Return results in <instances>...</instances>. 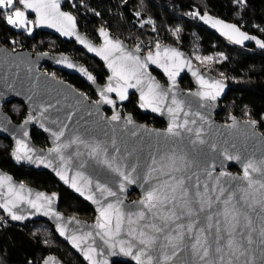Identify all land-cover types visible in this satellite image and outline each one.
<instances>
[{"label":"water","instance_id":"1","mask_svg":"<svg viewBox=\"0 0 264 264\" xmlns=\"http://www.w3.org/2000/svg\"><path fill=\"white\" fill-rule=\"evenodd\" d=\"M66 3L67 0H59V10L74 17V35H64L56 27L47 25L37 26L35 24V29L57 36L65 42L73 43L85 54L98 60L108 74L106 81L99 82L90 66L68 52L31 51L27 48L13 50L0 43V137L12 141L13 148L10 157L16 166L51 174L66 190L90 205L95 211V217L93 220H87L67 214L61 209L62 194L60 191L51 192L18 180L12 173L4 170L0 164V177L8 178L5 182L0 183V205L11 201L12 203H9L8 206L12 212L24 218L12 220L9 212L0 207L5 216L11 223L18 225L38 221L49 223L61 240L85 264H139L134 256L121 252V247L126 248L128 242L133 243L132 252L134 254H139V248L142 247L138 240L134 239V236L128 235L126 224L121 233L110 238L107 244L100 236L96 235L101 231L96 228L99 208L108 203H116L119 198L122 201L119 207L126 214L139 210L142 207L139 205V201L144 198L151 186L163 185L165 181L171 179L169 175L171 162L168 157L174 150L177 154H181L180 150L183 149V152L187 154V159L193 162L192 170L196 171L202 180L213 184L215 178H219L226 188L235 192L234 203L243 213L239 217V223L235 224V232L232 233L234 244L231 249L227 247V242L230 238L229 232L232 230V225L227 226V231L221 232L223 239L220 243L224 252L235 253L234 255H225V261H231V264H264V187H261V184H264V178H262L264 176V132L261 130V122L253 119L256 123L252 124L253 120L242 119L234 114L230 115L228 121L221 120L219 114L223 110L224 100L231 87L230 82L203 69L181 45L162 43L159 44V47L156 46L152 51L144 54L137 46L131 45L106 27L97 30L98 41H96L80 28L76 15L65 9ZM25 11L36 20L34 12ZM220 28L221 26L215 27L219 33L224 35ZM101 29L107 34V39L120 43L123 53H131L133 56L139 57V63L127 61L130 65L129 72L134 73L129 79V84L133 86L127 87V98L121 101L115 92L104 93L115 101L114 104L104 103L101 91L106 89L109 84L114 88L118 86V80L113 78V72L108 67V63L115 60L116 65H119L122 61L118 58L123 53L113 51L108 60H105L96 52L89 51L88 47L76 38L77 36L81 37L93 48H105L106 37L101 34ZM239 30L244 33L241 29ZM229 31V29H224V32ZM224 36L235 42V39H230L228 35ZM246 41L247 39L242 40L241 43ZM166 49H175L182 55L175 57L169 51L165 56ZM149 56L152 59H149ZM65 60L67 63H72L74 67L69 68L64 62ZM153 60L157 62L153 63ZM44 66L80 78L94 91L97 99H93L70 81L47 72ZM165 67L168 68V72L165 71ZM80 68L86 69L94 77V80H89L79 71ZM155 71L161 74L165 81H161ZM169 72L175 73L174 80L169 77ZM186 77L193 84V88L190 90L182 84V80ZM201 77L204 81L203 84L200 81ZM216 81L221 82L223 89L215 100L197 95V93L214 91L210 85ZM156 85H159L157 91L166 92L167 97L163 103L158 105L160 110L154 112L151 107H142L144 102L140 97L142 91L147 95L149 88H155ZM119 86L124 87V82L119 81ZM133 95L138 99L136 106L139 110L164 121L167 127L157 128L147 123L138 122L132 113H126L124 116L123 108H118V106L127 104ZM173 97L182 102L183 110L178 112L175 117L177 123L182 124L183 121L188 120L187 127L193 130L200 129L201 138L205 140V144H190V141L195 139V133H189L186 129H180V137H173L168 133L167 130L173 120V115L168 112V108H175V105L171 103ZM13 101L22 103L27 109V115L20 123L14 121L6 110V105ZM107 109L113 112L112 115H107ZM113 115H119L120 119L112 120ZM201 116L204 117L203 120L200 119ZM69 117L71 118L69 119ZM192 120H195L196 123H191ZM34 128L49 139L51 147L45 149L36 144L32 136ZM61 129L64 131V136L57 141L52 133ZM75 137H80L85 143L72 144L69 148L62 149L64 155L70 156L72 161L70 165H65L59 159V154L50 150L54 149L57 144L67 143ZM113 140L116 141V147L119 148L118 153L112 146ZM96 145L106 148L109 155L115 154L118 157H124L125 164L136 163L137 171L132 173L135 183L126 184L125 190L121 191L119 184L122 178L89 157L88 153ZM210 145H215V147L212 148ZM18 150L21 156H24L26 152L31 160L26 158L17 160ZM226 154L239 156L244 163L251 160L260 169L256 172L249 170V179L255 183L249 186L248 180L243 179V164L238 160L228 159ZM153 158L156 159V164L152 163ZM1 161L0 157V163ZM81 162H83L82 167H80ZM150 167L155 168L156 171L152 172L149 177L147 173ZM57 171H63L69 178V183H65L57 175ZM77 172L83 173L84 177L92 181L90 186H85L83 179L76 177L77 185L82 188L84 195L71 187V179L76 176ZM209 172L211 177L207 175ZM97 182L107 184L116 193V196H108L107 193L101 195L95 189ZM134 193H138L139 196L135 197ZM89 195H92L95 200H99L100 203H94L92 199H88ZM226 195L227 193H225ZM47 198H51L50 203ZM29 201L40 206V210L37 211L36 208H33ZM217 207L220 211L224 210L223 205ZM166 211L167 207L161 212V215ZM45 212L48 214L46 215ZM133 218L135 219V217ZM221 221H223V217H221ZM152 222L159 224L160 220L156 218ZM180 222L186 223L187 220L184 219ZM139 223L143 225L146 221ZM221 227L224 228L223 222ZM60 228L64 229L63 235L60 233ZM145 230L148 231V229ZM211 232L213 236L210 239L214 238L215 229L213 228ZM87 233L92 235L88 236ZM157 235L162 236L163 234ZM73 236L83 237L78 241L79 248L73 245L71 239ZM193 242L186 238L184 243L177 241L175 249L168 247L153 253V255L160 260V264H203V261L193 253L190 247ZM214 248V245L209 248L210 256L217 258V264H223L218 259L220 254L215 253ZM89 249H94V251L89 252ZM85 252H89V255L92 256L91 261L86 258ZM165 252L170 256L168 261L163 260L162 253ZM173 252H175L174 255ZM142 259H146V257H142ZM41 264L68 263L57 254L51 253L45 257ZM153 264H156L155 259Z\"/></svg>","mask_w":264,"mask_h":264},{"label":"trees","instance_id":"2","mask_svg":"<svg viewBox=\"0 0 264 264\" xmlns=\"http://www.w3.org/2000/svg\"><path fill=\"white\" fill-rule=\"evenodd\" d=\"M16 7L23 8L18 3ZM119 7L120 0H67L65 9L76 15L80 28L96 41L97 30L107 27L133 46L144 41L152 42L154 47L159 42H167L181 45L192 56L197 53L200 56L220 55L209 70L231 84L219 114L220 119L228 120L231 114L246 120L255 119L261 122L264 132V48L257 43L264 42V0H247L246 4H237L236 0H132L123 10ZM205 15L212 20L235 25L254 39H247L245 43L233 42L219 33L212 23L201 18ZM12 40L19 41L31 51L68 52L90 66L100 82H104L108 75L98 60L85 54L75 44L36 29L29 33L0 20V43L11 47ZM67 79L97 98L80 78L67 74ZM182 84L185 88L193 87L187 77ZM136 100L135 97L129 102L127 110L141 115L135 106ZM6 110L16 122L27 115L26 107L17 101L7 104ZM33 136L38 144L43 145L45 137L42 134L34 130ZM0 140L3 169L32 186L51 192L60 191L61 209L67 214L87 220L94 218V209L66 190L49 173L15 166L9 156L11 142L3 137ZM133 195L138 196V193ZM51 253L68 264H85L49 223L13 224L6 220L0 209V264H41Z\"/></svg>","mask_w":264,"mask_h":264},{"label":"snow or ice","instance_id":"3","mask_svg":"<svg viewBox=\"0 0 264 264\" xmlns=\"http://www.w3.org/2000/svg\"><path fill=\"white\" fill-rule=\"evenodd\" d=\"M17 3L22 5L23 9L30 10L36 14L37 18L35 24L37 26L47 25L49 27H56L57 30L61 31L64 35L75 34L74 17L59 10V0H0V20L15 28H25L30 25L32 21L27 19L26 11H22L20 8L15 7ZM236 3L246 4L247 0H236ZM201 18L205 19L206 22L212 23L213 27L221 26L220 30L223 34L228 35L230 39H235L236 43H241L242 40L245 39H254L253 37H249L245 33L240 32L239 28L235 25L224 24L219 20L213 21L212 18L207 15ZM224 29H229L230 31L224 32ZM27 30L31 32V27H27ZM101 34L106 37V47L102 49L93 48L79 36L76 38L80 43L85 44L89 51L96 52L97 55L102 56L105 60H108L109 55H111L113 51H120L123 53V49L118 41L114 42L111 39H107V34L103 29H101ZM257 43L260 47L264 48V42L257 41ZM157 47H159V45H157ZM169 51H171L175 57H180L182 55L175 49H166L165 56L168 55ZM118 59L122 61L119 65H116L115 60L109 61L108 63V67L112 69L113 78H117L118 80V86L114 88L109 84L106 89L101 91L102 100L107 104H114L115 101L105 95V92H115L121 101L127 98V87L133 86L129 84V79L131 75H134V73L129 72L130 65L127 61L139 63V57H135L131 53H123ZM149 59H152V57L149 56ZM204 59L210 61L212 60V57H205ZM64 62L67 63L66 60ZM156 62V60H153V63ZM67 66L69 68L74 67L72 63H67ZM79 71L86 75L89 80H94V77L89 74L86 69L80 68ZM165 71L168 72L167 67H165ZM193 75H196V73H193ZM169 77L174 80L175 73L169 72ZM119 81L124 82V87L119 86ZM200 81L202 84L204 83L202 77L200 78ZM210 88L214 89V91L197 93V95L215 100L220 94V91H222L223 85L221 82L216 81L214 84L210 85ZM158 89L159 85H156L155 88H149V93L147 95L143 91L141 92L140 99L144 102L142 107H151L154 112L160 110L158 105L164 102L167 93L162 90L157 91ZM171 103L172 105H175V108H168V112L173 115L172 123L167 130L168 133L173 137H180V129H186L189 133H195V139L191 140L190 144H205V140L201 138L200 129L193 130L192 128L187 127L189 124L188 120L183 121L182 124L177 123L175 117L178 112L183 110L181 107L182 102L173 97ZM70 118L71 117H69V119ZM111 119L119 120L120 116L113 115ZM200 119L203 120L204 117L201 116ZM129 123H131V121H129ZM191 123L195 124L196 121L192 120ZM251 123L255 124L256 121L253 120ZM45 130L47 131L48 129ZM52 135L57 141H59L60 138L64 136V131L61 129L60 131L53 132ZM77 143H85V141L80 137H75L67 143L57 144V146L50 151L58 153L59 159L63 161L65 165H70L72 163L71 157H66L62 149H67L72 144ZM112 146L115 149V152L118 153L119 148L116 147L115 140L112 141ZM22 147L26 148V146L23 145ZM210 147L214 148L215 145H210ZM180 152L181 154H177L174 150L168 157L171 162L169 172L171 179L165 181L163 185L158 184L151 186L146 192L144 198L139 201V205L142 206L139 210L135 212L130 211L126 214L119 207V205L122 204V201L119 200V198L116 203L102 205L99 208V219L96 224V228L101 231L97 232L96 235L100 236V238L107 244L110 238L118 236L121 233L122 228L126 224L128 235L134 236V239L138 240L139 245L142 247L139 248V254H134L132 252L134 245L132 242H128L126 248L123 246L121 247V252H124L125 255L134 256V259H136L139 264H153L154 259L156 260V264H160V260L156 258L153 253L160 252L162 249L168 247L175 249L177 247L176 242L184 243L186 238L194 241L190 244V247L193 253L199 256L200 260L203 261V264H217V258L210 256L209 254V248L213 247V245L215 246V253L220 254L218 257L219 261L223 262V264H231V261H225V255H234L235 253H225L220 241L223 239L221 232L227 231V226L232 225V230L229 232L230 238L227 242V247L229 249L233 247L234 240L232 239V233L235 232V224L239 223V217L243 215L241 209L237 208L234 203L235 192L226 188L219 178H215L213 184H209L207 180H202L201 176L196 171L192 170L193 162L187 159V154L183 152V149H181ZM88 155L95 159L98 164L103 165L108 170L116 173L122 178L119 184L121 191L125 190L126 184L135 183V178L132 173L137 171L136 163L129 162L128 164H125L124 157H118L115 154L109 155L107 149L102 148L100 145L94 146ZM226 155L228 159H235L243 164V179L248 180L249 186L255 183V181L249 179V170L251 169L253 172H256L260 171V169H258L251 160L244 163L239 156H232L231 154ZM25 158L31 160V157L27 156L26 152L24 156H21L18 150L16 159L21 160ZM152 163H157L155 158H153ZM82 166L83 162L80 164V167ZM154 171H156V169L150 167L147 176L150 177ZM57 175H59L65 183H69V178L63 171H57ZM207 175L211 177L210 172ZM76 177H81L85 186H90L92 181L87 177H84L81 172H77L76 176L72 177L71 187L75 188L81 195H84L82 188L77 185ZM262 178H264V176H262ZM7 179L8 178L6 177H0V183L5 182ZM261 187H264V184H261ZM95 189L99 191L101 195L107 193L108 196H116V193L112 191L107 184L97 182L95 184ZM225 193H227L226 196ZM87 198L92 199L94 203H100V201L95 200L92 195H89ZM47 199L50 203L51 198ZM9 203L12 202H6L5 204L0 205V207L5 208V210L9 212L12 220L23 219L24 217L12 212L11 208L8 206ZM29 203L33 208H36L37 211L40 210V206L35 202L29 201ZM218 205H223L224 210L220 211L217 207ZM165 207H167V211L161 215V212ZM45 214L47 215L48 213L45 212ZM133 217H135V219ZM221 217H223V221H221ZM156 218H159V224L152 222ZM184 219L187 220L186 223L180 222ZM140 221H146V223L141 225L139 223ZM222 222L224 225L223 229L221 227ZM213 228L215 229L214 238L210 239V237L213 236V233L211 232ZM145 229H148V231ZM60 233L61 235L64 234L63 228H60ZM173 233H175V235H173ZM157 234L163 235L161 236ZM86 235L91 236L92 234L87 233ZM71 239L73 245L79 248L80 244L78 241L82 240L83 237L73 236ZM121 243L123 244L124 242L122 241ZM112 246L114 247V245ZM91 251H94V249H89V252ZM89 252H85V256L91 261L92 256L89 255ZM174 254L175 252H173V255ZM162 255L164 261L170 259V256L166 252L162 253ZM142 257H146V259H142Z\"/></svg>","mask_w":264,"mask_h":264},{"label":"flooded vegetation","instance_id":"4","mask_svg":"<svg viewBox=\"0 0 264 264\" xmlns=\"http://www.w3.org/2000/svg\"><path fill=\"white\" fill-rule=\"evenodd\" d=\"M48 67V66H47ZM46 67V71L47 72H49V73H51V74H53V75H55V76H57V77H59V78H62V79H65V80H68L67 79V74L68 73H66V72H63V71H60V70H57V69H55V68H52V67H48L47 68ZM155 73L158 75V77L160 78V80L161 81H165V78L161 75V74H159L157 71H155ZM69 75V74H68ZM188 78V77H187ZM69 81V80H68ZM106 81V80H105ZM104 81V82H105ZM100 82V81H99ZM104 82H101V83H104ZM193 88V87H192ZM192 88H186V89H188V90H190V89H192ZM91 97H92V95H90ZM136 96L135 95H133L132 97H131V99L129 100V102L131 103V101H132V99L133 98H135ZM93 98V97H92ZM93 99H97V98H93ZM136 99H137V97H136ZM138 100V99H137ZM137 100L135 101V106H136V103H137ZM129 102L127 103V104H125V105H119L118 106V108H123V115L125 116L126 115V113H132V114H134V116H135V118H136V120L138 121V122H141V123H147L148 125H150V126H155V127H157V128H166L167 127V124L164 122V121H162V120H160V119H158V118H156V117H153V116H150V115H148V114H146V113H144V112H142L141 110H139L138 108H137V106H136V108L140 111V113H141V115H139V114H135L132 110H127V106H128V104H129ZM106 113H107V115H112V111L110 110V109H107L106 110ZM143 114V115H142ZM144 116H146V117H144ZM26 117V116H25ZM25 117H24V119H25ZM23 119V120H24ZM22 120V121H23ZM22 121H20V122H22ZM19 122V123H20ZM34 130H36L38 133H40V134H42L44 137H45V139H43V145H40V144H38L36 141H35V139H34V136H33V134H32V136H33V139H34V141L36 142V144L38 145V146H40V147H43V148H48V147H51V144H50V142H49V139L43 134V133H41L40 131H38L36 128H34L33 129V132H34ZM6 139V138H5ZM1 141V140H0ZM10 142H11V152H12V148H13V143H12V141L11 140H9ZM2 143L4 144L5 142H3L2 141ZM10 152V153H11ZM10 153H9V156H10ZM10 160H11V162H12V159H11V157H10ZM13 163V162H12ZM1 164V163H0ZM14 164V163H13ZM15 165V164H14ZM16 166V165H15ZM18 167V166H17ZM5 170V169H4ZM7 171V170H6ZM9 172V171H8ZM51 175V174H50ZM52 176V175H51ZM54 177V176H53ZM55 178V177H54ZM56 179V178H55ZM58 181V180H57ZM59 182V181H58ZM60 184V183H59ZM61 185V184H60ZM138 196H139V194H138ZM138 196H135V197H138ZM95 217V216H94ZM94 219V218H93ZM92 219V220H93Z\"/></svg>","mask_w":264,"mask_h":264},{"label":"rangeland","instance_id":"5","mask_svg":"<svg viewBox=\"0 0 264 264\" xmlns=\"http://www.w3.org/2000/svg\"><path fill=\"white\" fill-rule=\"evenodd\" d=\"M15 7H16V5H15ZM18 8H20V7H18ZM22 11H25V9H23V8H20ZM26 15H27V19L28 20H30V21H32V23L30 24V25H28L27 27H31V32H29L28 30H27V27H25V28H18V29H24V30H26L27 32H29V33H32L33 31H34V29H35V18H33L32 16H30V15H28L27 14V12H26ZM107 28V27H106ZM12 41H15L16 43H18V44H20L19 43V41H17V40H12ZM162 43H167V42H159L157 45H159V44H162ZM170 44V43H169ZM174 45H177V44H174ZM156 47V46H155ZM193 58H194V60H195V62L198 64V65H200L201 67H203V69H205V70H207V71H209L210 70V68H211V66L213 65V63L216 61V60H219V57H220V55H218V54H212V55H208V56H200V54H196V55H194V56H192ZM205 57H212V60H205L204 58ZM210 72V71H209ZM243 119V118H242ZM229 120V119H228ZM228 120H225V121H228Z\"/></svg>","mask_w":264,"mask_h":264},{"label":"built area","instance_id":"6","mask_svg":"<svg viewBox=\"0 0 264 264\" xmlns=\"http://www.w3.org/2000/svg\"><path fill=\"white\" fill-rule=\"evenodd\" d=\"M132 2V0H120V9L123 10L127 5H129L130 3ZM181 14V13H180ZM185 16V15H184ZM188 17V16H187ZM191 19V17H188ZM12 46L10 48H12L13 50H19V49H22V48H26L25 46H22L18 43H16L15 41H12ZM141 52H143L144 54L145 53H148L150 51H152L154 49V45L152 42H147V41H144L142 42L141 44H139L137 46ZM44 69H46V67L44 66ZM6 220L9 221V219L6 217ZM10 222V221H9Z\"/></svg>","mask_w":264,"mask_h":264}]
</instances>
